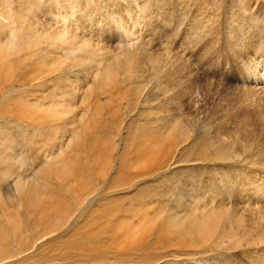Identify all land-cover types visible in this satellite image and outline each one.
Listing matches in <instances>:
<instances>
[{"label":"rangeland","instance_id":"obj_1","mask_svg":"<svg viewBox=\"0 0 264 264\" xmlns=\"http://www.w3.org/2000/svg\"><path fill=\"white\" fill-rule=\"evenodd\" d=\"M0 16V108L77 122L52 138L0 112V264H264V0H0ZM44 137L67 145L43 180ZM77 163L91 194L69 188Z\"/></svg>","mask_w":264,"mask_h":264},{"label":"bare ground","instance_id":"obj_2","mask_svg":"<svg viewBox=\"0 0 264 264\" xmlns=\"http://www.w3.org/2000/svg\"><path fill=\"white\" fill-rule=\"evenodd\" d=\"M23 19H24V17H23ZM11 20H10V23L12 24ZM13 22H14V19H13ZM7 26L8 25L3 22V19L0 16V32H1L0 36L4 35L5 30L7 29ZM12 35H13L14 40L17 42L20 38H24V33L22 31L16 32V30L15 31L12 30ZM42 51L43 50L39 51L38 54L42 57V61H43L44 57H43ZM24 60L25 59L21 60L20 63H22ZM44 62H45V60L42 63H40L39 65H31L30 66V64H29L28 68L32 71L33 74H35L37 71L42 70V68L45 66ZM18 100H20V102H17ZM41 101H44V100H41ZM39 106L40 105L38 103H31L30 99L20 98V99L16 100L14 107H7L5 105V106L0 108V112H3V113L4 112L5 113L15 112L14 116H15L17 121L23 123V120H27L29 122V128H33L36 130H44V128L46 127L45 124L52 123V124H50V129H52V138L58 134H60L63 138L70 131H72V134H75V132H77V122L75 120L71 119L72 122L69 123L71 128H69L67 123L64 124L66 119L61 121L60 119L49 117L48 115L43 113V111L37 110V108ZM56 123H59V124H56ZM45 131L47 132V129ZM41 134H45V133H41ZM88 138H89V136L87 134V136H85L83 139H81L79 141V143L75 146L72 156L65 157L63 160H60V163L62 164L63 162H66V161L68 162L70 158L77 157V156H79V154L81 152L85 151L84 148L87 145ZM44 139H46V140H44L42 142V148L38 152V156H40L42 154L45 155L43 162L45 163L46 170L41 172V178L43 180L45 177H48L50 175V172H52V168H53V166L51 167L52 162H53V164L56 163V160H52V161L50 160L51 157H53L55 155L54 152L52 153V151L53 150H60L61 148L64 147V145H67L61 139L58 142H53V139H51V141H48V137H44ZM61 153H63V152H61ZM165 154H166V152H163L161 154V157H164ZM91 156H93V155H91ZM78 160H79V158H78ZM78 160H77V162H79ZM77 165L78 166L75 167V175H74L75 176V182L73 184L74 186H73V188L71 187L72 185H70V186L68 185V186L75 193L78 192V194H76V196L91 194V191L95 189L94 185L98 184L100 182V180L98 179V177H96L95 181L96 182L98 181V182L95 183V181L92 182L93 181L92 178L88 179L85 176V173L87 176H90V169L88 168L87 163H85V164L84 163H77ZM76 176L81 177L82 181L81 182L77 181ZM68 179H69V177H68ZM105 181H106V178L103 179L102 183H105ZM77 182L80 184L77 185ZM36 189L40 191V188L37 187ZM15 190L18 193H21L22 187L20 185L16 184ZM39 191L35 192V194L33 193L34 192L33 191L29 195V200L31 201V204L35 207L37 206V202L35 201V196L39 193ZM22 194L23 193H21L17 196L19 197ZM2 238H3V235L0 231V239H1V241H0V258H8L9 252H10V249L8 248L9 244H8V241L6 239H4V238L2 239ZM19 240H20L21 244H24L26 241L22 236L19 238Z\"/></svg>","mask_w":264,"mask_h":264}]
</instances>
